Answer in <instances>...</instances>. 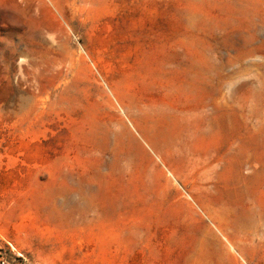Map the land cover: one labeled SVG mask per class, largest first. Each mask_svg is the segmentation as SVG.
Returning <instances> with one entry per match:
<instances>
[{
	"label": "rangeland",
	"instance_id": "rangeland-1",
	"mask_svg": "<svg viewBox=\"0 0 264 264\" xmlns=\"http://www.w3.org/2000/svg\"><path fill=\"white\" fill-rule=\"evenodd\" d=\"M0 264H264V0H0Z\"/></svg>",
	"mask_w": 264,
	"mask_h": 264
},
{
	"label": "bare ground",
	"instance_id": "bare-ground-1",
	"mask_svg": "<svg viewBox=\"0 0 264 264\" xmlns=\"http://www.w3.org/2000/svg\"><path fill=\"white\" fill-rule=\"evenodd\" d=\"M135 127L140 132L142 138L145 140V142L148 144V146L151 147V149H153L154 151H156L158 153H162V151H163V145L161 144V140L159 139V137H157V136L152 135L151 133H149L142 126V124H141V126L140 125H135Z\"/></svg>",
	"mask_w": 264,
	"mask_h": 264
}]
</instances>
